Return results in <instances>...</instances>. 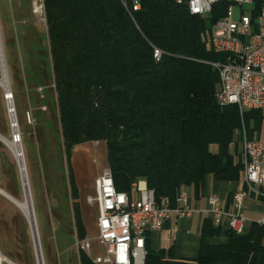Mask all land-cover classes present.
I'll use <instances>...</instances> for the list:
<instances>
[{"label": "trees", "instance_id": "1", "mask_svg": "<svg viewBox=\"0 0 264 264\" xmlns=\"http://www.w3.org/2000/svg\"><path fill=\"white\" fill-rule=\"evenodd\" d=\"M263 2L256 0L254 18ZM134 3L45 0L80 241L88 230L72 163L77 146L106 145L118 191L130 192L145 180L158 199L176 203L182 187L195 188L201 197L209 175L219 182L239 181L244 165L237 132L245 126L251 139L264 123V111L241 114L238 106H223L217 98L220 73L213 64L227 56L213 51L209 24L224 15L228 2L217 4L209 19L192 15L175 0H140L138 11ZM17 219L27 228L23 215ZM220 233L212 219L206 220L198 256L182 259H175L173 247L152 250L149 233L145 264H264V223L254 222L248 233L229 229L227 242L212 243ZM22 237L27 243L26 231ZM79 260L95 264L84 250Z\"/></svg>", "mask_w": 264, "mask_h": 264}, {"label": "rangeland", "instance_id": "2", "mask_svg": "<svg viewBox=\"0 0 264 264\" xmlns=\"http://www.w3.org/2000/svg\"><path fill=\"white\" fill-rule=\"evenodd\" d=\"M32 5L33 0H0V27L15 109L11 114L6 90L0 85V134L9 142L14 140V135H20L44 264H80L79 253L83 249L77 236L48 27L33 13ZM259 137L255 134L250 139L243 126L237 132L239 151L244 152L246 140ZM72 163L83 192L79 203L81 220L88 230L86 239L91 243L93 257L104 256L105 248L98 239L97 205L92 199L94 181L108 167L107 147L96 142L79 145L74 150ZM0 189L19 201H26L18 161L1 139ZM18 213L23 215L27 228L17 219ZM24 231L27 243L23 241ZM0 253L1 264H38L25 213L1 193ZM18 259L21 263L15 261Z\"/></svg>", "mask_w": 264, "mask_h": 264}, {"label": "built area", "instance_id": "3", "mask_svg": "<svg viewBox=\"0 0 264 264\" xmlns=\"http://www.w3.org/2000/svg\"><path fill=\"white\" fill-rule=\"evenodd\" d=\"M175 1L185 5V0ZM225 1L228 6L224 15L209 28L213 51L227 56L225 61L213 64L220 73L218 101L223 106H238L241 114L264 111V2L257 18L253 17L256 0H192V6L187 7L192 15L209 19L214 7ZM32 7L33 13L46 22L45 0H33ZM139 8L140 0H135L134 11ZM155 57L160 59L159 50ZM0 70L2 75L9 74L1 27ZM10 92H6V99L10 113H14V96ZM19 140L20 135H14L13 141ZM242 160L247 190L233 195L232 210L226 208L219 196L209 199L214 225L222 227L228 220L229 229L238 234L243 233V209L249 193L264 201V139L246 140ZM92 203L98 206V239L106 252L93 257L87 239L81 241V247L95 264H145L147 235L164 230L173 219L190 218L195 212L189 188L179 190L176 203L168 197L158 199L145 180L133 184L130 192H121L109 167L95 181Z\"/></svg>", "mask_w": 264, "mask_h": 264}, {"label": "crops", "instance_id": "4", "mask_svg": "<svg viewBox=\"0 0 264 264\" xmlns=\"http://www.w3.org/2000/svg\"><path fill=\"white\" fill-rule=\"evenodd\" d=\"M264 123L259 138L263 139ZM258 135V134H257ZM247 190L243 173L237 182H219L212 175L205 180L204 193L197 197L195 188H190L192 205L195 210L192 217L183 220H171L162 231L152 232L150 246L154 251L174 248L175 259L196 258L199 254L201 232L206 220H211L209 199L221 197L228 210H232L233 195L239 190ZM245 219L243 233H248L254 222L264 223V201L249 193L243 209ZM221 228L220 235L211 239L214 244L227 242L228 220Z\"/></svg>", "mask_w": 264, "mask_h": 264}, {"label": "bare ground", "instance_id": "5", "mask_svg": "<svg viewBox=\"0 0 264 264\" xmlns=\"http://www.w3.org/2000/svg\"><path fill=\"white\" fill-rule=\"evenodd\" d=\"M185 5L186 6H192V0H185ZM9 84L10 83H9L8 74H7V72H4L3 76L0 77V85H2L4 87V89L6 90V92L10 94L11 93L10 92L11 87ZM10 103L12 104V101H10ZM0 139L3 142H5V144H7L9 146V148L11 149L13 154L16 156V158L20 164L23 184H24V188H25L24 191H25V195H26V201L25 202L19 201L18 199L13 198L12 196H10L8 193H6L5 191H3L1 189H0V193L2 195H4L6 198L10 199L13 203H15L25 213L27 218L30 220V222L32 224V229H33L34 241H35L36 249H37L38 263L44 264L41 246H40V242L38 239L37 224L35 222V215H34V210L32 207L29 179H28V175H27V169H26V165L24 162V156H23V152L21 149V145L19 142H15V141L9 142L1 135H0ZM1 260H3V257L0 253V264H1Z\"/></svg>", "mask_w": 264, "mask_h": 264}, {"label": "water", "instance_id": "6", "mask_svg": "<svg viewBox=\"0 0 264 264\" xmlns=\"http://www.w3.org/2000/svg\"><path fill=\"white\" fill-rule=\"evenodd\" d=\"M1 135V134H0ZM16 157V156H15ZM17 159V158H16ZM18 161V160H17ZM18 164H19V162H18ZM19 166H20V164H19ZM20 174H21V177H22V173H21V167H20ZM23 186H24V184H23ZM31 201H32V199H31ZM32 207H33V203H32ZM33 209H34V207H33ZM27 217V216H26ZM27 220H28V222H29V225H30V228H31V232H32V237H33V242H34V246H35V251H36V254H37V249H36V244H35V241H34V236H33V229H32V224H31V222H30V220L27 218ZM2 255V254H1ZM3 257V256H2ZM37 260H38V258H37ZM12 263V262H11ZM39 264V263H38Z\"/></svg>", "mask_w": 264, "mask_h": 264}]
</instances>
